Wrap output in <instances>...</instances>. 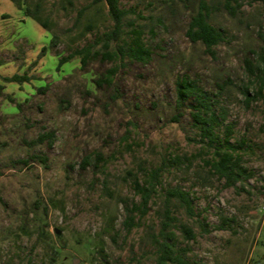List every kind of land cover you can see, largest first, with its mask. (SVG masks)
<instances>
[{"label": "rangeland", "instance_id": "1", "mask_svg": "<svg viewBox=\"0 0 264 264\" xmlns=\"http://www.w3.org/2000/svg\"><path fill=\"white\" fill-rule=\"evenodd\" d=\"M17 1L0 0V264H155L164 242L177 264H264V84L245 64L264 56V0H118L108 43L104 1ZM201 5L210 49L186 35ZM225 155L245 170L230 185Z\"/></svg>", "mask_w": 264, "mask_h": 264}, {"label": "trees", "instance_id": "2", "mask_svg": "<svg viewBox=\"0 0 264 264\" xmlns=\"http://www.w3.org/2000/svg\"><path fill=\"white\" fill-rule=\"evenodd\" d=\"M16 3L19 7H21L20 3L17 0H12ZM97 1H104L108 7V12L111 19L114 22V28L110 34L107 35V43L113 39H116L118 36V32L122 26V20L125 15L128 13L127 10L121 9L119 7L118 0H97ZM229 0L226 2V7L230 13L234 14V8L230 6ZM26 14L34 17L42 27L47 28V23L45 21L40 20V18L30 9L26 8ZM209 12L205 9L203 5L199 7L197 12L191 17L190 22L188 24V29L186 31V35L191 42H198L200 41L206 49H210L212 46L218 44L222 40V33L212 26L208 22ZM45 50V47L43 48ZM72 57V54L66 57H61L58 60L56 68L58 69L63 63L68 61L69 58ZM262 62L257 64L253 63L251 60L246 59L245 64L247 69L249 70L250 74H255L264 84V56L261 57ZM85 61V56L82 57V62ZM7 81H14V82H23L29 81V77L24 75L14 74L11 77L5 78ZM185 97H192L195 101V106L193 107L195 110L192 112L193 120L200 130L201 139H208L209 143L213 141V131L214 125L217 121V116L213 113L208 111L210 110V105L208 103L207 98L201 94L196 93L192 89L184 90ZM246 96L250 98V93L246 90ZM179 101V100H178ZM230 127H228V134H230ZM51 134H45L42 137H48ZM42 161H45V158H41ZM215 171L218 173L220 178H224L227 185L237 181L244 173L245 170L242 169L239 165V158H233L230 155H225L221 157L218 161L213 164ZM168 195L172 197L178 198L189 211L192 213L191 207V200L186 192L180 189H173L168 192ZM143 203L146 206L148 198H149V190L146 188L143 192ZM129 219H131L129 217ZM227 223L223 221L222 224ZM222 228L223 225L217 226ZM183 231L187 234L188 238L193 237L192 231L184 227ZM183 263L178 256H172V248L171 245L167 242L162 244V248L160 250V254L155 262V264H177Z\"/></svg>", "mask_w": 264, "mask_h": 264}]
</instances>
